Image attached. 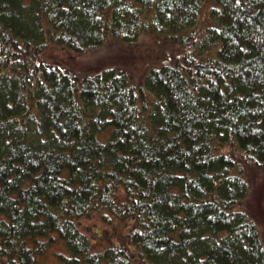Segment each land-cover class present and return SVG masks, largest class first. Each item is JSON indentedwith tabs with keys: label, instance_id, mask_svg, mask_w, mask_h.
Segmentation results:
<instances>
[{
	"label": "trees",
	"instance_id": "16d2710c",
	"mask_svg": "<svg viewBox=\"0 0 264 264\" xmlns=\"http://www.w3.org/2000/svg\"><path fill=\"white\" fill-rule=\"evenodd\" d=\"M263 166L264 0H0V264H264Z\"/></svg>",
	"mask_w": 264,
	"mask_h": 264
},
{
	"label": "rangeland",
	"instance_id": "374dc122",
	"mask_svg": "<svg viewBox=\"0 0 264 264\" xmlns=\"http://www.w3.org/2000/svg\"><path fill=\"white\" fill-rule=\"evenodd\" d=\"M148 47H150V43ZM145 50L147 49H143L142 46L137 45L131 48H122L115 43L111 45H103L102 47L95 49L92 53H84L82 55L73 54L58 47H54L50 51L55 61L67 64L73 70L82 69L85 71H94L98 67L122 61L124 63L129 62L132 64L134 67V73L136 74L137 71L140 70L143 61V59H141V53ZM252 175L253 181L250 185L249 193L239 205L246 209L255 219L257 227L264 240V166L263 168L253 171ZM81 229L89 235L95 248L101 249L105 245L106 235L103 233V236H99L97 233H102L105 229L107 230L109 228L107 227V224L101 221L97 213L82 217Z\"/></svg>",
	"mask_w": 264,
	"mask_h": 264
},
{
	"label": "bare ground",
	"instance_id": "6f19581e",
	"mask_svg": "<svg viewBox=\"0 0 264 264\" xmlns=\"http://www.w3.org/2000/svg\"><path fill=\"white\" fill-rule=\"evenodd\" d=\"M131 70H132V73L135 74V73H134V70H133V69H131Z\"/></svg>",
	"mask_w": 264,
	"mask_h": 264
}]
</instances>
